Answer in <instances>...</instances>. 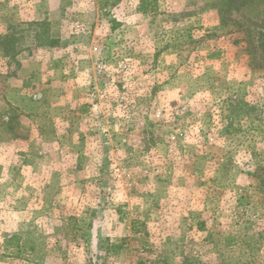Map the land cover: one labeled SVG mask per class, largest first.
Segmentation results:
<instances>
[{"label":"rangeland","instance_id":"374dc122","mask_svg":"<svg viewBox=\"0 0 264 264\" xmlns=\"http://www.w3.org/2000/svg\"><path fill=\"white\" fill-rule=\"evenodd\" d=\"M0 264H264V0H0Z\"/></svg>","mask_w":264,"mask_h":264},{"label":"trees","instance_id":"16d2710c","mask_svg":"<svg viewBox=\"0 0 264 264\" xmlns=\"http://www.w3.org/2000/svg\"><path fill=\"white\" fill-rule=\"evenodd\" d=\"M51 41V42H50ZM53 42V40H50V38L48 37L47 39H46V42H43L42 43V45L43 46H50V44Z\"/></svg>","mask_w":264,"mask_h":264}]
</instances>
